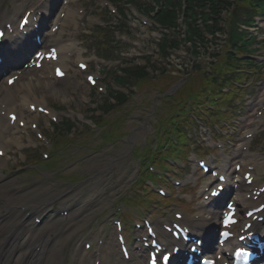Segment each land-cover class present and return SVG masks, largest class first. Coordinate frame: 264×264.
<instances>
[{"label":"rangeland","instance_id":"rangeland-1","mask_svg":"<svg viewBox=\"0 0 264 264\" xmlns=\"http://www.w3.org/2000/svg\"><path fill=\"white\" fill-rule=\"evenodd\" d=\"M98 6V5H97ZM95 11V9H93ZM85 25L89 28V25H93L96 21L95 14H90L89 18L86 19ZM89 24V25H88ZM85 25L82 28H87ZM82 29V30H83ZM90 30L88 29V32ZM135 36V35H134ZM139 37V36H137ZM114 38L117 41H121L123 44H131L134 46V41L128 38L126 35L121 33H116ZM139 44L138 47L131 50V53L128 56L131 58L141 53H149L148 49L145 47L146 41L145 36L140 35V41H137ZM36 76H39L36 74ZM36 83V87H34V94L30 95L33 98L37 97L42 101L46 100L47 104L51 106V104L55 105L58 110L59 108H64L56 112L58 117L60 116V112L66 113L71 116V119H75L76 117H84L86 118L87 112L89 109H93L97 104L93 105V102L90 100L89 96L84 92V90H80L76 92L74 90V84H62L61 82L56 81H46L39 80ZM54 89H62L64 90V94L58 93L57 90L55 93L51 94V91ZM60 94V95H58ZM137 96L133 100L134 103L130 104L127 107L129 112L128 118L125 122L126 131L130 132V136H126L119 140V142L113 144H105L102 145V141L100 140L101 131L98 132L94 137L89 139L84 138V136L80 137L76 141H73L75 145L67 146L65 152L68 154L66 160H70L67 162L64 167L65 178H60L56 176L54 171H46L44 170L43 181L47 185V192L52 191V188H55V191L52 193L56 196L60 195L64 191L71 192V194L76 195V199L79 202V205L86 204L92 198H99L102 190H105L106 193L112 195L111 199L98 207L94 208L91 211L92 217L89 220V224H87L81 232L77 233L68 244V248L66 252H71V246L76 243L82 236V234H88L93 236L94 233L99 232L100 225H102L105 220L109 217V214L116 210L118 207H123L125 211L128 207L124 206L121 203V199L130 195L131 186L136 180L137 177V164L138 162L134 159V148L142 147L146 141H149L153 132H154V123L155 119L152 115V105L148 106L145 102V99L151 104L152 98L150 96H146L142 92H138ZM89 101V104L85 102ZM155 105V102L153 101ZM72 112L73 114H71ZM121 110L115 111L112 115L117 114L116 127L118 128V123H120L122 117L125 115L124 113H119ZM76 121V120H75ZM115 120L110 117L108 119V125L111 126ZM78 122V121H76ZM45 124H42L44 126ZM44 130L48 128V126L43 127ZM103 131V130H102ZM11 134V131L9 132ZM262 137V136H261ZM11 139L6 136L4 138V143L1 142L3 147L8 148ZM133 141V142H132ZM72 144V143H70ZM252 147H259L264 149V139L257 138L252 143ZM179 153H185L184 148L178 149ZM72 157V159H71ZM10 162L8 167H11V164L16 161L15 156L11 153L8 157L4 159V161ZM227 162V160H226ZM189 169V168H188ZM194 169V167L192 168ZM192 172L191 169H189ZM15 173L12 175L14 177ZM78 176L81 181L72 183L68 176ZM1 177V176H0ZM27 179L30 181H37L38 179L28 177ZM189 182L188 177L186 179V184ZM194 182V181H191ZM14 187L18 185V183L14 182L12 184ZM120 186L115 190V187ZM181 190H176L175 195L178 199H182V194H180ZM99 201V200H98ZM188 204V202L184 201L183 205ZM57 207V210L69 207L63 206V203L60 202ZM194 207H198V205H194ZM54 208L52 204H49L45 207L44 211ZM68 209V208H66ZM74 222L67 221L63 223L60 228L63 229L67 225L72 226Z\"/></svg>","mask_w":264,"mask_h":264},{"label":"bare ground","instance_id":"bare-ground-1","mask_svg":"<svg viewBox=\"0 0 264 264\" xmlns=\"http://www.w3.org/2000/svg\"><path fill=\"white\" fill-rule=\"evenodd\" d=\"M33 85L34 84L29 83L28 87H33ZM23 86V89L25 90L27 87H25V85ZM56 90L57 89L51 91V94L55 93ZM2 91H6L7 93L9 92L7 87ZM57 92L62 94L65 93L62 89H58ZM2 96H4L3 92L0 95V100L2 99ZM2 138V134H0V140ZM11 183L12 180H9L0 184V193H3L0 196V264H9L10 262L12 264H50L52 263V261L49 259V256L52 248L54 245H59V243H55L51 247H49L43 239L37 238L39 235L32 233H30L29 235V231H31L32 229H30L26 235H23L21 232L22 227L26 223L27 226L30 227V223L27 220H23L26 212H37L40 210V207H43L44 203L48 201L47 198L39 201V199L42 195L45 194V192H43L40 184L28 183L24 187L18 188L17 191H20V194L15 190H10L12 186H10ZM240 193L241 190L238 191V194ZM248 204H250V202ZM23 206L27 207L24 211H22L20 208ZM203 207L209 213L213 214V220L218 218L219 213H216L213 209L210 208V206H206L205 204H203ZM1 209L7 210L6 214H2ZM212 223L214 224L215 222L205 221V223L202 225V229L209 235L213 229ZM17 234L23 236L22 241H24V245H22V242L20 244H17L16 241L12 240ZM46 234H48L50 237H54V240H56L55 234H52L51 231H46ZM26 237L28 238L25 240ZM61 242L64 241L61 240ZM35 244H39V246H41L42 252L34 256L36 250L33 251V246ZM19 252L21 253L18 255V257L14 258V255Z\"/></svg>","mask_w":264,"mask_h":264},{"label":"trees","instance_id":"trees-1","mask_svg":"<svg viewBox=\"0 0 264 264\" xmlns=\"http://www.w3.org/2000/svg\"><path fill=\"white\" fill-rule=\"evenodd\" d=\"M235 2H237V3L251 2V3H254L255 4V3H260L261 0H235ZM170 16H171V14L170 13H167V12L166 13H161V14L159 13L158 16H157V18H158V20L161 23H165L167 21L166 19H168V17H170ZM130 70H131L130 71V76H134L137 79H143L146 76V73H147V71H146V69L144 67H134V68H132ZM124 82L125 81H122V83H124ZM115 98L119 102H121L122 100H124V98L122 96H120V95L115 96ZM64 128L66 130H68V131L70 130V127L67 124H64Z\"/></svg>","mask_w":264,"mask_h":264}]
</instances>
